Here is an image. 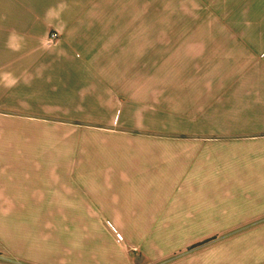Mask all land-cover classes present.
Masks as SVG:
<instances>
[{
	"label": "crops",
	"instance_id": "crops-1",
	"mask_svg": "<svg viewBox=\"0 0 264 264\" xmlns=\"http://www.w3.org/2000/svg\"><path fill=\"white\" fill-rule=\"evenodd\" d=\"M147 3L0 0V264H264V17L116 30Z\"/></svg>",
	"mask_w": 264,
	"mask_h": 264
},
{
	"label": "rangeland",
	"instance_id": "rangeland-1",
	"mask_svg": "<svg viewBox=\"0 0 264 264\" xmlns=\"http://www.w3.org/2000/svg\"><path fill=\"white\" fill-rule=\"evenodd\" d=\"M113 16L115 23H124L114 25L123 34L173 35L180 38L210 35L220 39L225 35L256 33V26L249 23L253 17H264V9L256 7L250 0H148L146 9L115 10ZM53 33L56 32L51 35ZM48 40L44 45L54 48L60 45L63 37L58 34V39L51 44ZM185 54L180 49V55ZM184 57L180 60H186ZM199 72L191 64L179 65L181 90L195 82V77L201 76ZM121 242L129 243L131 240L124 236ZM138 250V247H130L131 253Z\"/></svg>",
	"mask_w": 264,
	"mask_h": 264
},
{
	"label": "built area",
	"instance_id": "built-area-1",
	"mask_svg": "<svg viewBox=\"0 0 264 264\" xmlns=\"http://www.w3.org/2000/svg\"><path fill=\"white\" fill-rule=\"evenodd\" d=\"M58 39V34L57 33H53L51 36H50V38H49V40H48V43H53L55 40H57Z\"/></svg>",
	"mask_w": 264,
	"mask_h": 264
}]
</instances>
